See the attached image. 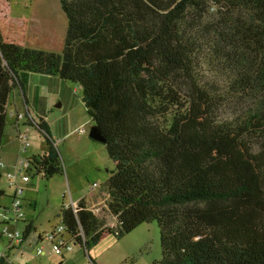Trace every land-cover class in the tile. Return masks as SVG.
<instances>
[{"label": "trees", "instance_id": "trees-1", "mask_svg": "<svg viewBox=\"0 0 264 264\" xmlns=\"http://www.w3.org/2000/svg\"><path fill=\"white\" fill-rule=\"evenodd\" d=\"M10 2L0 0V145L22 75L39 74L81 89L114 163L107 201L62 204L64 237L88 251L156 222L162 264H264V0H60V52L29 47ZM24 101L47 143L24 173L63 175Z\"/></svg>", "mask_w": 264, "mask_h": 264}, {"label": "rangeland", "instance_id": "rangeland-1", "mask_svg": "<svg viewBox=\"0 0 264 264\" xmlns=\"http://www.w3.org/2000/svg\"><path fill=\"white\" fill-rule=\"evenodd\" d=\"M10 15L30 20L27 35L29 46L50 52L62 49L67 19L60 0H11ZM24 78L25 94L31 110L38 117L41 114L44 116L64 169L63 175H54L50 179L42 175L32 176L29 183L23 184L24 218L33 221L37 231L42 232L60 224L62 204L75 206L77 197H83L90 206L107 201V194L101 192H105L104 183L114 169V163L104 144L89 137L93 122L77 85L32 73L24 74ZM22 101L21 95L18 96L20 110L24 108ZM15 121L16 115L12 117L7 113L0 145V163L5 165L0 166V187L5 191V195L0 197V204L9 208L13 189L9 185L8 172L15 173L20 179L26 168V164L20 162L47 149L44 131L38 126L27 128L21 125L20 130H28L29 142L26 151H23ZM83 128L85 131L80 132ZM85 194L92 197L85 198ZM19 228L24 231L23 224ZM34 238L35 233H30L23 243L24 250L29 251H25L23 258L13 253L9 264H93L90 259L95 264H162L160 232L156 222L141 224L122 237L109 235L89 247L88 251L72 244L73 251L66 253V263L47 242L42 243L45 254H34L29 246ZM7 243L3 237L0 248ZM0 263L4 264V259Z\"/></svg>", "mask_w": 264, "mask_h": 264}, {"label": "built area", "instance_id": "built-area-1", "mask_svg": "<svg viewBox=\"0 0 264 264\" xmlns=\"http://www.w3.org/2000/svg\"><path fill=\"white\" fill-rule=\"evenodd\" d=\"M18 120H25L24 113H17ZM85 131V128L80 130V132ZM19 140L21 142L22 150L26 151L29 142H28V134L26 132H19ZM21 164H26L27 160H22ZM1 167L5 165L0 163ZM21 171V170H20ZM23 171V170H22ZM7 178L9 180L10 187L14 190V195L12 197L11 202V211L9 214H5L0 210V220H10L11 224H3L1 229V234L5 237L10 245H14L20 243L23 237V231L20 230L18 224L23 222L25 219V215L23 213V191L24 187L23 184L29 183L30 178L27 174H23L22 177L19 179L15 173L8 172ZM20 180V182H19ZM64 228L61 225H57L51 232L44 234L45 240L49 241L52 245L53 252L58 255H63L65 252L72 251V242L69 241L63 235ZM43 247H39L37 249V254L43 253ZM4 254L0 252V262L3 259Z\"/></svg>", "mask_w": 264, "mask_h": 264}, {"label": "crops", "instance_id": "crops-1", "mask_svg": "<svg viewBox=\"0 0 264 264\" xmlns=\"http://www.w3.org/2000/svg\"><path fill=\"white\" fill-rule=\"evenodd\" d=\"M67 19V18H66ZM29 21V25H28V31H27V34H26V37H25V41H26V44L28 45V42H27V35H28V32H29V28H30V20H28ZM66 31H67V29H66ZM65 35H66V33H65ZM64 40H65V38H64ZM29 46V45H28ZM63 46H64V44H63ZM29 47H31V46H29ZM31 48H34V47H31ZM35 49H39V48H35ZM62 49H63V47H62ZM61 49V50H62ZM42 50H44V49H42ZM60 50V51H61ZM47 51V50H46ZM60 51H58V52H60ZM41 76H44V75H41ZM47 77H50V76H47ZM51 78H55V77H51ZM21 81H22V83H23V85H24V82H25V78H24V75H22V79H21ZM24 91H25V89H24ZM20 95H21V97H22V103H23V107H24V99H26L27 101V106H26V108L29 110V112L31 113V115L35 118V120L37 121V122H46L45 121V118H44V116L41 114L39 117L37 116V114H35V112H33V110H31L32 109V107H31V104L29 103L30 101H29V99L26 97V94H25V98H23L24 96H23V93H22V91L20 90V88H17V89H15L14 90V92H13V94H12V97L10 98V103H9V106H8V113L10 114V116H15L16 115V121H15V124H16V127H17V130L19 131V132H26L27 134H28V130L27 129H23V131L22 130H20V126L21 125H23V126H25V127H27V128H30V127H34V126H36L37 127V124H36V122H33V125H28L27 124V122L24 120V121H22V120H18V118H17V113H23L24 112V108H23V110H20V108L18 107V104H17V97L19 96L20 97ZM12 106H14V108H12ZM47 124V123H46ZM48 126V125H47ZM50 129V128H49ZM19 138V137H18ZM51 138H52V140H53V137L51 136ZM53 142H54V144H55V141L53 140ZM32 155H37V154H32ZM31 155V156H32ZM0 189L1 190H3L1 187H0ZM4 191V190H3ZM5 192V191H4ZM102 194H106V192H101ZM13 195H14V190H13V192H12V194H11V202H12V197H13ZM90 197H92V196H90L89 194H85V198H90ZM82 199H84L83 197H77V199L75 200V202H74V204H76L78 201H80V200H82ZM102 202H104V201H102ZM102 202H99L98 204H94L95 206H97V205H99L100 203H102ZM32 205L33 206H35V204L34 203H32ZM31 205V206H32ZM64 205H68L67 203L66 204H64ZM90 206V205H88V208H92V207H95V206ZM3 206H5V205H3ZM21 224H23L24 225V228L26 227V225H31V232L30 233H32V232H34L35 233V238H34V241L32 242V243H30L29 244V246L31 247V249H32V251H33V253L35 254V252H36V254H37V249L39 248V247H43L44 248V246L42 245V243H45V242H47V243H49V245H51V243L49 242V241H47V240H45V237H44V234H47V233H49V232H51L57 225H59V224H56L55 226H53L51 229H49V230H45V231H42V232H39V231H37V229H36V227H35V225H34V222L33 221H31V220H29V219H27V218H25L24 220H23V222H20L19 224H18V226L19 225H21ZM0 227H2V225H0ZM0 231H1V229H0ZM29 236V235H28ZM25 240H27V238L25 239ZM23 243L24 242H20V243H17V244H14V245H10L9 243H7V245L6 246H4V247H2V248H0V252H2L3 254H4V257H3V259H4V264H9L10 263V259H11V256L13 255V253L16 255V254H18V256H22V258H23V255H24V253H25V251H29V249H27V250H24V248H23ZM29 246H28V248H29ZM52 246V245H51ZM73 251V250H72ZM72 251H69V252H72ZM66 253H68V252H65L63 255H64V258H63V261H64V263H66L68 260H67V257H66ZM43 254H45V248L43 249V253L42 254H37L38 256H40V255H43ZM91 260V262L93 263V264H95V262H93L92 261V259H90ZM63 263V262H62Z\"/></svg>", "mask_w": 264, "mask_h": 264}, {"label": "water", "instance_id": "water-1", "mask_svg": "<svg viewBox=\"0 0 264 264\" xmlns=\"http://www.w3.org/2000/svg\"><path fill=\"white\" fill-rule=\"evenodd\" d=\"M89 137L95 141L104 143L105 137L97 124L93 123L89 131Z\"/></svg>", "mask_w": 264, "mask_h": 264}]
</instances>
